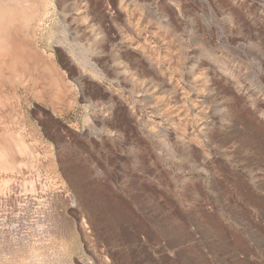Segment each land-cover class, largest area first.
I'll use <instances>...</instances> for the list:
<instances>
[{
	"label": "rangeland",
	"instance_id": "obj_1",
	"mask_svg": "<svg viewBox=\"0 0 264 264\" xmlns=\"http://www.w3.org/2000/svg\"><path fill=\"white\" fill-rule=\"evenodd\" d=\"M110 1L109 11L105 0L94 3L98 13L108 11L111 15L113 61L131 63L134 58L121 39L127 37L133 44L148 42L180 80L179 93L173 96L174 104L187 106L192 118L199 113L198 102L203 99L197 88L201 83L198 74L208 70L213 88L205 106L215 125L206 145L216 164L239 177L246 188L244 192H236L228 181L208 185L198 177L199 157L195 165H189L184 155L170 157L158 144L155 149L158 155H152L154 149H146L142 156L134 148L138 133L133 129L124 136L123 146L122 142L104 139L107 146L104 151L100 149L101 142H96L94 152L98 156L91 159V164L83 165L88 167L90 175L82 188L67 183L66 189L54 190L53 182L61 185V181L68 182L73 177L72 172L61 166L64 154L56 148V154L43 159L41 172H33L34 180L30 181V185L44 188V193H36L39 194L36 198V194L29 196L31 199L23 198V202L17 200L22 197L19 196L12 205L0 199L3 223H0V264H264V155L252 142L251 129L236 120L237 116L230 111L233 98L241 97L231 75L244 83L257 105L264 109V0H125L131 24L142 21L138 31L126 25L119 0ZM63 9L65 14H72V0H66ZM66 26L69 27L66 34L77 26L83 29L77 22ZM79 27V41L91 42L90 35ZM247 31L249 37L245 35ZM68 34V40L74 38L73 32L71 36ZM223 38L230 40L227 43ZM240 42H252L256 46L232 51ZM120 43L123 45L119 47ZM97 47L98 51L106 52L99 42ZM198 47L202 52L196 66L192 67L191 59L186 57L182 68H178L179 55ZM251 53L258 54L255 62L249 59ZM144 76L156 81L145 66ZM139 77H143L141 73ZM110 82L121 95L130 97L131 84L123 73L113 71ZM159 85L167 89L161 82ZM181 88L188 94L186 102L181 100ZM157 92L158 97L165 98L164 92ZM115 98L118 104L122 102ZM142 98L140 110L144 120L162 127L164 116L158 111L156 101L149 93H144ZM30 107V126L45 145L48 138L55 145L65 138L66 147H74L77 132H67V127L72 124L80 128L85 119L84 110L55 117L54 122L47 107L41 104ZM245 107L250 111V107ZM250 113L259 119L255 112ZM224 115L230 122L221 124L220 117ZM155 129L159 131L158 127ZM173 141L170 138V143ZM190 149L194 153L199 151L194 143ZM134 152H138L136 161ZM45 167H51V172ZM207 167L214 180L222 179L214 174L211 164ZM56 174L58 178L54 177Z\"/></svg>",
	"mask_w": 264,
	"mask_h": 264
},
{
	"label": "bare ground",
	"instance_id": "obj_2",
	"mask_svg": "<svg viewBox=\"0 0 264 264\" xmlns=\"http://www.w3.org/2000/svg\"><path fill=\"white\" fill-rule=\"evenodd\" d=\"M65 1L0 0V199L4 198L12 205L17 200L22 201L23 198L31 199L29 196L38 192L44 193L45 189L41 187L40 190V186L38 188V184H36L38 179L34 181L37 187H34L32 182L30 185V181L34 177L33 172L38 173L43 167V159L56 154V148L62 155L64 154V158L60 162L61 166L72 172L73 177L72 182L70 180L68 182L61 181V185L55 181L51 184V188L55 187L54 190L56 188L66 189L65 185L69 187L67 183H74L82 188L89 173L88 167L83 165H87L88 162L91 164V159L98 156L97 152H94L96 142H101L100 149L104 151H107L104 139L110 142H122L123 146L126 138L124 136L128 132L132 133L133 129L138 133L135 136L134 148H137L142 156H145L146 149L155 151L161 145L163 149L167 150L170 157L176 158L178 155H184L189 165L197 163V157H199V170H197L199 178L204 179L208 185L215 183L222 185V181H228L236 189V192H244L246 184L223 165L216 164L211 149L206 145L215 125L212 118L206 113L205 106L207 95L213 88L211 87L213 80L208 70H200L201 72L198 74L201 77V83L197 88L203 93V99L198 102V104L201 103L198 113L200 116L197 114L192 118L187 112V106L178 107L176 103L174 104L173 96L179 93L180 80L169 67L164 65L161 55L149 47L148 42L133 44L127 37H122L124 41L121 39L122 42H120L134 53L132 64L129 61H116V59L113 61L111 48L114 43L111 44L110 34L112 20L110 12H108L111 7L110 0H105L106 8H108L107 14H100L96 11L94 3L96 0H81L79 3L77 0H72L74 9L69 15L63 12ZM118 7L124 12L126 25L137 31L141 30L142 21L139 20L135 25L131 24L127 2L119 0ZM74 22L82 25L83 29L80 28L81 26H77V28L73 26L75 28H73L74 31L72 30L74 38L72 36L71 40H68L69 37L67 38L66 35L72 32L70 29V32L66 34V30L69 28L66 24ZM78 27L83 32L86 31V35H90L91 42L86 43L85 41L83 44L79 41L77 38ZM69 34L68 36H71ZM245 35L249 37V31L245 32ZM83 39L85 40V37ZM222 40L226 42L230 38ZM98 42L106 48V52L105 50L104 52L98 51ZM255 46L256 44L252 42H248V44L240 42L232 47V51L241 52L247 47L255 48ZM256 51L259 53L258 48ZM201 52L198 47L192 48L185 55H179L178 68H182L184 58H190V65L196 66V60L200 57ZM249 57L252 62L259 58L258 54L254 53H251ZM144 66L146 71L154 74L156 81L155 79H146ZM113 71L123 73L130 81V97L121 95L119 90L113 87L110 82ZM262 72L263 70L260 73L262 74ZM140 73L142 78L139 77ZM231 77L233 85L241 92V97L233 98L230 111L237 116L236 120L243 121L251 129L252 142L264 155V109L257 105L255 98L243 85L244 83L241 84L232 75ZM159 81L167 89L160 87ZM158 90L166 94L165 98L158 97ZM181 90V100L186 102L189 99L188 94L182 88ZM144 93L151 95V98L156 101L158 111H161L164 116L162 127L153 121L144 120V115L140 110ZM115 97L122 102L120 101L121 103L118 104ZM31 104H41L47 107L50 120L55 117L61 118L66 114L74 115L80 109L84 110L85 119L80 128L72 124L67 127V132H77V142L72 149L66 147L65 138L56 141L57 145L55 142H50L48 138V143L45 145L34 134L35 132L30 126L32 115L28 110ZM245 105L250 107L249 110L255 112L262 122L251 117L252 114ZM192 106H195V103H192ZM223 121L230 122L225 118V115L220 117L221 124ZM156 127L159 131H156ZM62 131L60 130V132ZM170 138L174 140L173 143H170ZM70 140L72 139L70 138ZM191 143L196 144L199 151L191 152ZM85 152L87 156H85ZM138 152H134L135 161L138 159ZM152 155H158V152L155 151ZM208 164L214 167V174L218 177L221 176L222 179L214 180L213 173L207 167ZM57 176L56 174L54 177ZM50 177H52L51 173ZM89 178L91 177L89 176ZM38 195L36 194L35 198ZM19 196L22 197L16 200ZM3 215V219H5V214Z\"/></svg>",
	"mask_w": 264,
	"mask_h": 264
}]
</instances>
